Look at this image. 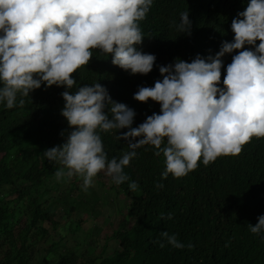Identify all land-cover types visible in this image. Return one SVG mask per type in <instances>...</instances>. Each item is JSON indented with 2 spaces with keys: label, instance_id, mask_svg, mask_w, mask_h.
<instances>
[{
  "label": "trees",
  "instance_id": "16d2710c",
  "mask_svg": "<svg viewBox=\"0 0 264 264\" xmlns=\"http://www.w3.org/2000/svg\"><path fill=\"white\" fill-rule=\"evenodd\" d=\"M248 2L154 0L140 21L144 38L137 45L156 55L153 69L133 74L113 64L111 54L93 48L90 62L72 74L77 83L69 91L106 82L114 100L135 110L132 126H138L161 111L151 98L135 99L139 87L154 86L163 78L160 66L177 57L191 62L197 54L214 56L228 41L222 35L227 26ZM186 10L190 34L173 24ZM238 51L222 58L221 87ZM57 92L34 89L28 96L18 94L12 108L0 104V264H264V234L249 227L264 214V137L254 136L238 155H221L207 165L201 159L181 177L162 176L164 154L143 145L124 169L128 180L117 184L101 171L97 184L85 190L80 176L57 180L61 165L44 154L62 145L72 130L61 111L65 99ZM127 130L101 132L109 158L128 150L127 140L118 136ZM130 181L138 187L132 189ZM105 217L110 232L99 225ZM164 231L177 234L185 247L168 243ZM111 239L118 243L115 251ZM190 242L194 247L187 246Z\"/></svg>",
  "mask_w": 264,
  "mask_h": 264
},
{
  "label": "clouds",
  "instance_id": "9594fccd",
  "mask_svg": "<svg viewBox=\"0 0 264 264\" xmlns=\"http://www.w3.org/2000/svg\"><path fill=\"white\" fill-rule=\"evenodd\" d=\"M153 2L0 0V104L6 101L12 108L18 94L28 96L34 89L58 91L57 98L65 99L61 111L72 130L62 145L44 151L61 165L57 180L80 176L87 190L97 184L98 173L106 171L120 184L129 179L124 169L138 155L136 150L147 144L155 146L156 155L165 156L162 176L181 177L196 169L201 159L207 165L221 155H238L254 136L264 137V0H249L233 18L232 28L228 25L222 34L228 41L214 56L197 54L191 62L177 57L161 65L163 78L134 93L139 101L159 102L161 111L138 126H132L135 110L114 100L103 86L106 82L69 91L77 83L72 74L90 62L93 48L111 54L113 64L133 74L153 69L156 55L137 48L144 38L140 21L147 18ZM173 24L190 34L189 11L181 12L179 23ZM234 50L239 51L227 64L221 87L222 58ZM124 128L128 130L118 136L127 140L128 150L109 158L101 132ZM130 187L136 189L138 182L130 181ZM249 227L264 234V214ZM162 235L174 247H185L177 234ZM187 246L194 247L191 242Z\"/></svg>",
  "mask_w": 264,
  "mask_h": 264
},
{
  "label": "rangeland",
  "instance_id": "374dc122",
  "mask_svg": "<svg viewBox=\"0 0 264 264\" xmlns=\"http://www.w3.org/2000/svg\"><path fill=\"white\" fill-rule=\"evenodd\" d=\"M62 185V187H64L65 186V184L64 183H62L61 184ZM57 188H55L54 190H56ZM59 189H60V187H59ZM97 192L98 191H96L95 193H92V195H94V194H97ZM54 192H52V194H53ZM121 198V197H120ZM119 199V198H118ZM109 220H110V218L109 217H105L104 218V222H100L99 223V225L100 226H106L107 227V229H108V232H110V230H111V228H112V226L111 225H109L108 224V222H109ZM123 227V226H122ZM89 229H90V227H89ZM70 243V242H69ZM109 248H111L113 251H115V250H117V248H118V243L114 240V242H113V239H111L110 240V242H109Z\"/></svg>",
  "mask_w": 264,
  "mask_h": 264
}]
</instances>
